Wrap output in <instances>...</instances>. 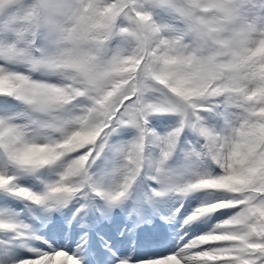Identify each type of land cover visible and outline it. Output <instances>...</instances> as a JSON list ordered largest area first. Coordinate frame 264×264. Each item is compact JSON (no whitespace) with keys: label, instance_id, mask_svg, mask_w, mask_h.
I'll return each instance as SVG.
<instances>
[{"label":"snow or ice","instance_id":"6c2138e0","mask_svg":"<svg viewBox=\"0 0 264 264\" xmlns=\"http://www.w3.org/2000/svg\"><path fill=\"white\" fill-rule=\"evenodd\" d=\"M0 264H264V0H0Z\"/></svg>","mask_w":264,"mask_h":264},{"label":"bare ground","instance_id":"6f19581e","mask_svg":"<svg viewBox=\"0 0 264 264\" xmlns=\"http://www.w3.org/2000/svg\"><path fill=\"white\" fill-rule=\"evenodd\" d=\"M148 233L146 232L145 235H147Z\"/></svg>","mask_w":264,"mask_h":264},{"label":"rangeland","instance_id":"374dc122","mask_svg":"<svg viewBox=\"0 0 264 264\" xmlns=\"http://www.w3.org/2000/svg\"><path fill=\"white\" fill-rule=\"evenodd\" d=\"M153 123H155V121H153Z\"/></svg>","mask_w":264,"mask_h":264}]
</instances>
